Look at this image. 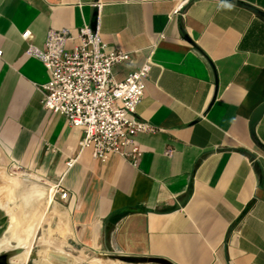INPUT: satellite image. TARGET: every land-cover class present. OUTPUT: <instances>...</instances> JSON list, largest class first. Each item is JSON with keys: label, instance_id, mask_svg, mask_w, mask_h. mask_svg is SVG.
I'll list each match as a JSON object with an SVG mask.
<instances>
[{"label": "crops", "instance_id": "obj_1", "mask_svg": "<svg viewBox=\"0 0 264 264\" xmlns=\"http://www.w3.org/2000/svg\"><path fill=\"white\" fill-rule=\"evenodd\" d=\"M84 28L132 55L117 81L152 64L137 116L155 132L135 138L137 168L97 161L84 131L42 105L50 75L23 33L43 48L51 30ZM0 52V154L68 193L69 244L122 264H264V115L250 128L264 0H0Z\"/></svg>", "mask_w": 264, "mask_h": 264}, {"label": "built area", "instance_id": "obj_2", "mask_svg": "<svg viewBox=\"0 0 264 264\" xmlns=\"http://www.w3.org/2000/svg\"><path fill=\"white\" fill-rule=\"evenodd\" d=\"M22 38L27 54L41 61L50 75L41 91L43 107L82 129L83 149H90L97 161L106 163L116 154L139 167L143 153L135 138L155 132L137 116L152 64L145 62L120 82L114 68L129 62L132 55L110 48L97 31L84 28L73 35L69 30H51L43 48L33 44L31 31ZM52 191L61 200L69 197L60 185Z\"/></svg>", "mask_w": 264, "mask_h": 264}, {"label": "rangeland", "instance_id": "obj_3", "mask_svg": "<svg viewBox=\"0 0 264 264\" xmlns=\"http://www.w3.org/2000/svg\"><path fill=\"white\" fill-rule=\"evenodd\" d=\"M12 179L17 186L10 193L5 182ZM52 189L40 174L27 171L0 154V199L8 201L12 215L36 227L29 264H91L98 258L97 254L69 244L65 233L59 234L60 203ZM9 234L0 233V238L9 237ZM102 256L109 264L123 263L122 259V263H113L114 258Z\"/></svg>", "mask_w": 264, "mask_h": 264}, {"label": "bare ground", "instance_id": "obj_4", "mask_svg": "<svg viewBox=\"0 0 264 264\" xmlns=\"http://www.w3.org/2000/svg\"><path fill=\"white\" fill-rule=\"evenodd\" d=\"M5 188L8 192H13L17 182L13 179L5 182ZM0 212L2 213L0 233L3 235H10L9 237L0 238V254L7 251L17 250L20 254L12 258V264H28L31 259V245L35 235L36 227L22 222L20 217L16 218L13 211L9 207L8 201L0 199ZM101 254H98L97 259H93L91 264H109L108 261L103 260Z\"/></svg>", "mask_w": 264, "mask_h": 264}, {"label": "water", "instance_id": "obj_5", "mask_svg": "<svg viewBox=\"0 0 264 264\" xmlns=\"http://www.w3.org/2000/svg\"><path fill=\"white\" fill-rule=\"evenodd\" d=\"M264 115V105H262L254 114L252 121H251V133L254 136L255 127L260 122L261 118ZM258 147L264 151V145L261 143H257ZM2 213L0 212V224H1ZM19 253L17 250L7 251L5 253L0 254V264H12V258L16 257ZM29 264V263H28Z\"/></svg>", "mask_w": 264, "mask_h": 264}]
</instances>
